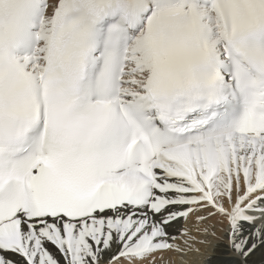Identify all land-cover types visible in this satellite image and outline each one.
Masks as SVG:
<instances>
[{
    "label": "snow or ice",
    "instance_id": "1",
    "mask_svg": "<svg viewBox=\"0 0 264 264\" xmlns=\"http://www.w3.org/2000/svg\"><path fill=\"white\" fill-rule=\"evenodd\" d=\"M210 244L264 258V0H0V264Z\"/></svg>",
    "mask_w": 264,
    "mask_h": 264
},
{
    "label": "bare ground",
    "instance_id": "2",
    "mask_svg": "<svg viewBox=\"0 0 264 264\" xmlns=\"http://www.w3.org/2000/svg\"><path fill=\"white\" fill-rule=\"evenodd\" d=\"M179 226L180 224L176 225V227H179ZM212 243L215 244L217 242L213 240ZM199 247L201 248L200 255L193 254L190 257H188L191 264H205L206 257L213 252L211 244L208 246L200 245ZM170 255L171 254L166 253L165 257L167 258ZM262 259L264 258H262L261 251H257L252 257H250L249 264H262Z\"/></svg>",
    "mask_w": 264,
    "mask_h": 264
}]
</instances>
